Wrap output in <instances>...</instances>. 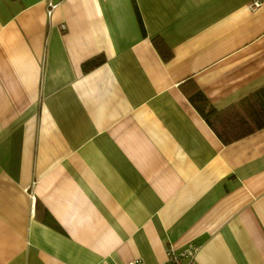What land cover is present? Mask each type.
<instances>
[{
	"label": "crops",
	"instance_id": "obj_1",
	"mask_svg": "<svg viewBox=\"0 0 264 264\" xmlns=\"http://www.w3.org/2000/svg\"><path fill=\"white\" fill-rule=\"evenodd\" d=\"M52 1L0 0V264H264V0Z\"/></svg>",
	"mask_w": 264,
	"mask_h": 264
},
{
	"label": "trees",
	"instance_id": "obj_2",
	"mask_svg": "<svg viewBox=\"0 0 264 264\" xmlns=\"http://www.w3.org/2000/svg\"><path fill=\"white\" fill-rule=\"evenodd\" d=\"M153 43H154L155 47L158 50H160L161 56L163 59H167L170 56V53H164L163 51H161V47L159 45L158 40L153 39ZM98 62H99L98 58L90 59L84 63V68H90ZM187 97L190 100V102H192V104L196 107V109H198V111H200V113L202 114L204 119L208 122V124H210L212 127H215V126H213V124L210 120V117L215 115L214 114L215 110H214V108H212L208 104L206 98L200 92V90L198 88H196V86H194V88L189 93H187ZM245 102L247 104L255 105L254 106L255 107V113L258 114V117H259L258 120L264 119V88L258 90L257 92L251 94L250 96H248V98H246ZM261 127H264V121L258 122L255 126V129H258ZM215 132L217 133V135L219 136V138L221 139V141L224 144H228L232 141L226 137V134L220 132L217 128H215Z\"/></svg>",
	"mask_w": 264,
	"mask_h": 264
},
{
	"label": "built area",
	"instance_id": "obj_3",
	"mask_svg": "<svg viewBox=\"0 0 264 264\" xmlns=\"http://www.w3.org/2000/svg\"><path fill=\"white\" fill-rule=\"evenodd\" d=\"M259 3L254 2L253 7H258ZM56 7V3L52 0H46V13L49 16L52 10ZM61 28H64V25L61 24ZM197 247L189 244L182 250H174L171 247H168L166 250V259L160 264H196L195 252ZM129 264H145L142 258L137 257L130 260Z\"/></svg>",
	"mask_w": 264,
	"mask_h": 264
}]
</instances>
